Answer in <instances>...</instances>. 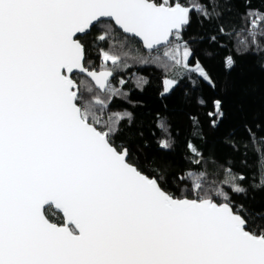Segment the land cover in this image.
Here are the masks:
<instances>
[{
	"label": "snow or ice",
	"instance_id": "snow-or-ice-1",
	"mask_svg": "<svg viewBox=\"0 0 264 264\" xmlns=\"http://www.w3.org/2000/svg\"><path fill=\"white\" fill-rule=\"evenodd\" d=\"M217 7V0H0V264H264V210L234 207L223 190L213 198L202 172L169 176L141 161L121 136L132 114L103 118L112 96L127 95L110 80L122 64L110 43L117 29L149 54L165 46L163 57L178 69L162 81L166 97L177 77L213 84L184 33L193 12L211 20ZM245 16L255 43L264 11L247 7ZM242 31L227 35L244 43ZM103 43L101 70H90L89 50ZM234 63L225 58L227 68ZM79 74L92 84L78 82ZM213 105L215 127L224 112L220 100ZM157 127L166 133L167 121L159 118ZM171 146L168 136L158 144ZM255 151L250 187L259 190L264 142ZM226 176L232 192L247 194L244 175L227 169Z\"/></svg>",
	"mask_w": 264,
	"mask_h": 264
},
{
	"label": "trees",
	"instance_id": "trees-1",
	"mask_svg": "<svg viewBox=\"0 0 264 264\" xmlns=\"http://www.w3.org/2000/svg\"><path fill=\"white\" fill-rule=\"evenodd\" d=\"M192 2L205 3L206 0ZM217 3L218 16L204 20L193 12L192 23L184 33V39L193 48L195 58L208 72L214 87L195 75L191 79L185 75L177 77L180 83L170 95L161 97L163 79L175 76L178 70L163 57L165 48L149 54L138 40L125 43L126 36L117 29L110 43L121 53L122 64L114 71L111 83L127 95L112 96L103 118L116 112L131 113L133 122L130 127L125 126L126 121L122 122L121 136L141 161L155 162L169 176L202 172L205 193L221 199L215 193L223 190L234 201V207L243 204L249 210L260 211L264 210V188L253 189L250 184L258 167L255 148L264 142V35L257 34L253 43L247 35L245 12L247 7L264 11V0H217ZM221 26L225 28L223 35L219 32ZM241 29L244 31L239 39L244 43H237L235 35H227ZM213 35L217 37L216 42L209 41ZM101 47L108 49L109 44L90 48V69H101ZM156 56L160 59L155 60ZM229 56L235 61L230 69L225 66V58ZM142 58H148L149 62L144 63ZM165 63L169 65L167 72L163 67ZM108 66L111 67L110 62ZM121 79L126 82L122 87ZM77 80L92 84L82 75H78ZM96 91L102 98L109 99L106 93ZM199 99L205 103H198ZM215 100L221 101L224 116L214 127L213 117L208 113L214 111ZM97 111L99 114V109ZM159 118L167 121L166 133L157 127ZM165 136L170 138V150L158 147ZM189 143L199 155L190 151ZM197 160L198 164L193 163ZM227 169L246 177L242 182L248 188L246 195L232 192L230 184L225 183L230 179L226 176ZM55 219L59 221V216Z\"/></svg>",
	"mask_w": 264,
	"mask_h": 264
},
{
	"label": "water",
	"instance_id": "water-1",
	"mask_svg": "<svg viewBox=\"0 0 264 264\" xmlns=\"http://www.w3.org/2000/svg\"><path fill=\"white\" fill-rule=\"evenodd\" d=\"M119 30V29H118ZM125 35V34H124ZM141 43V42H140ZM142 44V43H141ZM163 48H165V46H160L158 49H156V50H154V51H158V50H161V49H163ZM145 51H147V52H149L147 49H145ZM153 51V52H154ZM90 70H96V71H100L101 69H90ZM79 75H82V76H85V77H87L85 74H79ZM88 78V77H87ZM112 78H113V76L110 78V80H112ZM89 80H90V78H88ZM91 81V80H90ZM104 93V92H103ZM54 210V209H53ZM55 211V210H54Z\"/></svg>",
	"mask_w": 264,
	"mask_h": 264
},
{
	"label": "rangeland",
	"instance_id": "rangeland-1",
	"mask_svg": "<svg viewBox=\"0 0 264 264\" xmlns=\"http://www.w3.org/2000/svg\"><path fill=\"white\" fill-rule=\"evenodd\" d=\"M178 71V70H177ZM168 78H171V77H168ZM53 213H54V211H53ZM49 215L51 216L52 215V213H49ZM53 221H56V219H54Z\"/></svg>",
	"mask_w": 264,
	"mask_h": 264
},
{
	"label": "flooded vegetation",
	"instance_id": "flooded-vegetation-1",
	"mask_svg": "<svg viewBox=\"0 0 264 264\" xmlns=\"http://www.w3.org/2000/svg\"><path fill=\"white\" fill-rule=\"evenodd\" d=\"M54 211V210H53ZM55 212V211H54ZM53 222H58V221H53Z\"/></svg>",
	"mask_w": 264,
	"mask_h": 264
}]
</instances>
